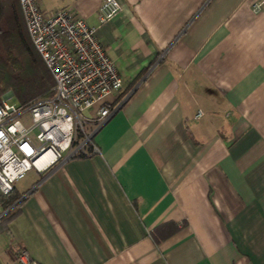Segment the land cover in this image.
Listing matches in <instances>:
<instances>
[{
	"label": "crops",
	"instance_id": "obj_1",
	"mask_svg": "<svg viewBox=\"0 0 264 264\" xmlns=\"http://www.w3.org/2000/svg\"><path fill=\"white\" fill-rule=\"evenodd\" d=\"M50 1L95 27L121 87L99 154L14 186L0 264L11 245L37 264H264V0H116L102 24L101 0Z\"/></svg>",
	"mask_w": 264,
	"mask_h": 264
},
{
	"label": "built area",
	"instance_id": "obj_2",
	"mask_svg": "<svg viewBox=\"0 0 264 264\" xmlns=\"http://www.w3.org/2000/svg\"><path fill=\"white\" fill-rule=\"evenodd\" d=\"M28 38L53 84L51 95L26 104L0 100V194L12 192L27 171L42 174L53 165L99 154L95 132L116 106L105 98L121 79L89 26L69 8L43 13L40 0H18ZM259 3L252 6L256 11ZM119 11L116 0H101L98 24ZM1 216V214H0ZM9 252L16 264H37L20 246Z\"/></svg>",
	"mask_w": 264,
	"mask_h": 264
},
{
	"label": "trees",
	"instance_id": "obj_3",
	"mask_svg": "<svg viewBox=\"0 0 264 264\" xmlns=\"http://www.w3.org/2000/svg\"><path fill=\"white\" fill-rule=\"evenodd\" d=\"M52 84L28 38L18 0H0V100L5 91H10L19 104H26L51 95ZM21 195L14 187L8 195L0 194V228L17 213Z\"/></svg>",
	"mask_w": 264,
	"mask_h": 264
},
{
	"label": "rangeland",
	"instance_id": "obj_4",
	"mask_svg": "<svg viewBox=\"0 0 264 264\" xmlns=\"http://www.w3.org/2000/svg\"><path fill=\"white\" fill-rule=\"evenodd\" d=\"M45 2L47 4H51L53 5V1H46ZM10 91H5L2 95L7 94L8 97L6 99V102L8 103H12V104H19L17 102V100L15 99V97H13L11 94H9ZM1 95V97H2ZM36 179H38V177L35 175V173L33 171H27L25 174V177L21 180H18L14 183V186L16 187V189L20 192V191H24L25 189H27L28 187H30V184L35 181Z\"/></svg>",
	"mask_w": 264,
	"mask_h": 264
},
{
	"label": "water",
	"instance_id": "obj_5",
	"mask_svg": "<svg viewBox=\"0 0 264 264\" xmlns=\"http://www.w3.org/2000/svg\"><path fill=\"white\" fill-rule=\"evenodd\" d=\"M9 94H11V93L9 92Z\"/></svg>",
	"mask_w": 264,
	"mask_h": 264
}]
</instances>
